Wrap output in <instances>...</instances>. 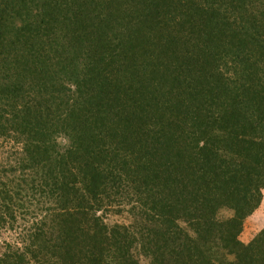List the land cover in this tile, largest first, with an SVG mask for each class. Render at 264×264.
Here are the masks:
<instances>
[{
	"label": "trees",
	"instance_id": "16d2710c",
	"mask_svg": "<svg viewBox=\"0 0 264 264\" xmlns=\"http://www.w3.org/2000/svg\"><path fill=\"white\" fill-rule=\"evenodd\" d=\"M0 139V264H264V0H0Z\"/></svg>",
	"mask_w": 264,
	"mask_h": 264
},
{
	"label": "rangeland",
	"instance_id": "374dc122",
	"mask_svg": "<svg viewBox=\"0 0 264 264\" xmlns=\"http://www.w3.org/2000/svg\"><path fill=\"white\" fill-rule=\"evenodd\" d=\"M60 141L62 144L65 142L64 139H60ZM18 147L19 146L12 141L0 139V170L2 168L16 167L15 161L19 156L20 150ZM32 208H34V206H30L27 210L31 211ZM27 210L23 209L22 213H20V217H18L14 224L15 229H9L8 227L0 229V246H3L4 243H12L13 246H19L16 236L17 232L26 228L32 217L30 213H26L28 212ZM113 212V209L106 211L104 218L108 223L129 224L131 222L127 212ZM230 215L231 212L229 210L221 211L222 217ZM262 227H264V197L259 208L245 219L240 239L247 243ZM140 262L141 264H147L146 258L143 257H140Z\"/></svg>",
	"mask_w": 264,
	"mask_h": 264
}]
</instances>
